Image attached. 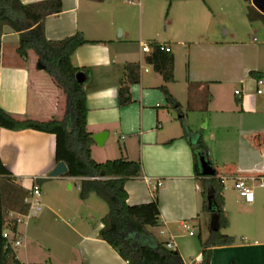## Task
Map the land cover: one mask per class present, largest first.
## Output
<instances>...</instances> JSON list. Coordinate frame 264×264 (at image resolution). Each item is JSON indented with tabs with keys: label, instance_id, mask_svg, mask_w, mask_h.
<instances>
[{
	"label": "crops",
	"instance_id": "1",
	"mask_svg": "<svg viewBox=\"0 0 264 264\" xmlns=\"http://www.w3.org/2000/svg\"><path fill=\"white\" fill-rule=\"evenodd\" d=\"M20 1L28 5L44 0ZM135 1L61 0L62 12L44 22L48 41L79 33L97 42L78 48L72 57L75 67L87 70V131L92 140L105 134L100 144L93 140L91 158L97 163L120 157L139 161L143 177L125 183L127 204L149 203L157 188L160 224L148 228L149 233L161 243H171L183 264H198L211 216L201 209L193 172L189 142L195 143L192 138L197 136L223 180L228 225L220 232L234 238L231 245L212 249L210 264H264V93L256 94V80L250 75L264 74V42L256 37V23L249 22L238 0H216L218 14L199 0ZM17 44L18 34L4 27L0 108L16 118L60 119L61 94L39 70L33 52L26 61L19 58ZM143 44L170 49L174 82L165 85L147 64ZM128 64L138 66V83L129 87L132 102L120 106L118 92ZM163 85L174 105L160 90ZM0 163L11 174V183L24 190L35 183L40 189L49 180H71L79 191V178L49 177L56 166L51 134L0 127ZM239 179L252 189V203L234 188ZM92 197L79 200L72 211L71 225L66 226L71 238H65V232L60 237L48 234L56 222L54 211L42 212L36 223L19 224L22 245L13 249L19 264H127L99 238L107 210L94 211ZM201 219L207 228L204 240Z\"/></svg>",
	"mask_w": 264,
	"mask_h": 264
},
{
	"label": "trees",
	"instance_id": "2",
	"mask_svg": "<svg viewBox=\"0 0 264 264\" xmlns=\"http://www.w3.org/2000/svg\"><path fill=\"white\" fill-rule=\"evenodd\" d=\"M62 10L61 0H44L28 5H23L20 0H0V49L2 29L8 27L18 34L16 54L19 58L26 61L29 52H33L37 64L43 66V71L64 98L63 116L60 119L40 122L16 118L0 108V127L11 131L29 129L55 137L56 164L63 162L66 165V177L81 179V200L94 193L107 205V213L100 220L103 227L99 231V238L127 264H183L176 251L167 250L165 244L157 241L148 231V228L160 224L157 188L153 190L149 203L127 204L125 183L143 177L141 163L125 157L102 163L91 158L93 140L87 131L84 83L79 84L75 79L78 73H82L86 80L87 70L75 67L72 57L78 48L97 42L86 41L79 33L59 41H48L45 38V19L59 15ZM246 16L250 23L264 24V16L250 5L246 9ZM150 47L152 52L146 58L147 64L161 76L165 85L174 82L173 56L161 51L158 44H151ZM124 72L125 80L121 82L118 92L120 106L132 102L129 87L138 83V66L128 64ZM250 75L255 80L264 78V74L259 72H250ZM165 85L160 90L167 102L174 105L175 101ZM182 125L186 131L187 128ZM189 144L193 172L200 187L201 209L211 217H217V230H210L208 239L202 245L200 264H210L212 249L231 245L234 238L220 232L228 225L223 210V180L216 173L209 177L201 175L199 159L203 157L209 162L207 149L201 139ZM11 179V174L0 163V264H19L10 246L18 224L10 215L24 216L29 210L26 200L31 190L11 183ZM5 232L11 234L10 239L3 237Z\"/></svg>",
	"mask_w": 264,
	"mask_h": 264
},
{
	"label": "rangeland",
	"instance_id": "3",
	"mask_svg": "<svg viewBox=\"0 0 264 264\" xmlns=\"http://www.w3.org/2000/svg\"><path fill=\"white\" fill-rule=\"evenodd\" d=\"M167 1V0H166ZM239 3L242 5V8L244 10L247 9L249 6V1L247 0H238ZM199 4H206L213 9V11L218 14V8H217V1L216 0H199L197 1ZM203 2V3H202ZM171 14V10L169 9L168 15ZM255 29H256V37L259 39L260 42H264V24L261 22H255ZM227 25V24H226ZM226 25H222V27H226ZM219 33L222 34L221 29H219ZM171 34H176L174 31H170ZM63 98V97H62ZM64 100V98L62 99ZM62 106L64 107V103L62 102ZM69 185H72L69 188ZM77 182H74L71 180L69 181H45L40 184V196L39 201L43 206V213L44 214H50L49 212L54 211L56 212V219L54 223H52L50 227V232L48 234H51L52 237H60V235L63 236L64 232L67 233V236L65 238H71V231H69L66 226L71 225V213L73 210H76L78 207V201L81 200L79 197V191ZM4 185H2L3 187ZM3 195L4 192L2 191ZM92 194V198H94V205H92V208L94 211H99V209H106L107 205L94 193ZM82 206V205H81ZM80 207V205H79ZM82 208V207H81ZM202 218H204V215H201ZM12 218V217H11ZM28 223H36L37 221L35 218L30 219L27 221ZM69 234V235H68ZM207 234V228L205 227V220L201 219V239L204 240ZM70 236V237H69ZM197 241H199L198 236H195Z\"/></svg>",
	"mask_w": 264,
	"mask_h": 264
},
{
	"label": "built area",
	"instance_id": "4",
	"mask_svg": "<svg viewBox=\"0 0 264 264\" xmlns=\"http://www.w3.org/2000/svg\"><path fill=\"white\" fill-rule=\"evenodd\" d=\"M124 2H126L127 4H130V5H133L136 3L135 0H124ZM159 48L161 51H164L166 53H170V49L165 45H159ZM141 51L145 54H150L152 52V49H151L149 44H143L141 47ZM256 85H257L256 94L260 95V94L264 93V78L256 80ZM234 94L239 95L240 91L236 90L234 92ZM159 185H160V182H157L156 187H158ZM260 186L264 187V182H260ZM234 188L238 192L239 196L246 203H252L253 202V199H254L253 191L247 185V183L244 179L237 180L234 184ZM30 190H31L30 195H29L28 199L26 200V202L29 205L28 213L24 216L10 215L12 218L16 219V224H18V225L19 224H26L27 221H29L32 218L38 217L43 211V206L39 201V196H40L39 186L35 183V184H33V186L31 187ZM182 227L184 229H187V226L185 223L182 224ZM189 235L190 236L193 235V232H189ZM3 237L6 239H10L11 234L9 232H5L3 234ZM21 245H22V242H21V239H20L19 234L17 232L14 240L10 241V246L12 249H15V248L20 247ZM165 248L167 250H170V251H175V248L171 243H166Z\"/></svg>",
	"mask_w": 264,
	"mask_h": 264
},
{
	"label": "water",
	"instance_id": "5",
	"mask_svg": "<svg viewBox=\"0 0 264 264\" xmlns=\"http://www.w3.org/2000/svg\"><path fill=\"white\" fill-rule=\"evenodd\" d=\"M249 5L252 6L258 13L264 16V0H250ZM37 67L39 70H43V66L41 64H37ZM76 81L79 84H82L85 82V77L82 73H78L75 77ZM202 131L199 132L201 134ZM105 137V134L100 135V136H93V140L97 143L100 144L102 139ZM197 136H194L192 138L193 142H196ZM200 163V170H201V175L203 177H209L215 174V170L210 166L209 162L206 161L203 157L199 159ZM67 174V167L63 162H60L56 164V166L53 168V170L50 172L49 177L51 178H59L62 176H66ZM217 217L212 216L211 217V222H210V230H217ZM202 260V256H200L197 260L198 264H200Z\"/></svg>",
	"mask_w": 264,
	"mask_h": 264
}]
</instances>
